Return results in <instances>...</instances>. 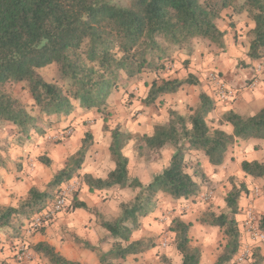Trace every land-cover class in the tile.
Instances as JSON below:
<instances>
[{"label": "trees", "instance_id": "obj_1", "mask_svg": "<svg viewBox=\"0 0 264 264\" xmlns=\"http://www.w3.org/2000/svg\"><path fill=\"white\" fill-rule=\"evenodd\" d=\"M228 7L238 13L246 12L255 24L248 57L255 60L264 56V0H132L127 5L116 0H0V126L10 122L28 137L31 130L42 132L37 118L6 92L7 84L27 82L34 105L48 116H69L76 102L86 110L106 112L113 90L125 82L123 74L130 79L144 72L155 75L144 99L146 105L155 104L161 96L177 93L186 85H199L200 79L194 73L181 79L164 78L160 73L172 62L171 52L185 46L191 48L194 39H207L225 48L227 31L218 26L217 20ZM54 63L59 67V77L50 82L38 69ZM199 100L190 115L174 112L168 124L158 125L153 134L141 137L140 147L160 150L169 145L174 150L168 165L148 184L130 176L124 148L132 139L131 133H125L120 126L104 127L110 132L109 152L115 167L106 177L84 174V183L90 190L119 187L140 191L133 201L120 204L121 214L116 219L98 215L101 226L113 239L107 251L83 242L86 248L97 252L98 264H121L119 260L155 247L151 238L132 240V235L140 227L141 217L155 211L159 194L175 200L199 194L201 185L195 177L205 179L206 173L199 167L194 174L189 172L187 150L203 152L209 163L218 168L225 164L227 153L236 142L264 139V107L250 116L226 111L220 124L232 125L233 131L227 132L220 127L212 129L208 123L209 114L216 108L214 99L202 90ZM92 144L93 135L87 131L80 148L53 176L47 189L32 186L19 207L0 204V231L15 226L16 220L31 221L47 207L52 191L78 174ZM39 161L51 164L46 156ZM3 166L0 154V169ZM241 170L246 176L264 179V160L244 159ZM248 191L244 183L232 182L226 196L231 213L208 210L201 217L202 223L221 228L228 239L214 264L229 263L240 249L236 215L239 199ZM70 206L89 210L86 202L77 199ZM258 226L264 231V213ZM169 229L182 255L180 264H201L202 249L192 244L190 223L175 217ZM32 249L50 264H83L67 258L48 241H40ZM249 264H264L259 248Z\"/></svg>", "mask_w": 264, "mask_h": 264}, {"label": "rangeland", "instance_id": "obj_2", "mask_svg": "<svg viewBox=\"0 0 264 264\" xmlns=\"http://www.w3.org/2000/svg\"><path fill=\"white\" fill-rule=\"evenodd\" d=\"M116 1L127 5L132 0ZM251 39L252 34L248 23L245 38L241 39L236 31L235 35L232 33L231 37L225 38V48L212 44L207 39H194L191 48L185 46L171 52L173 60L160 75L164 78L181 79L194 70L199 78L207 81L208 72L213 69L214 72L225 77L226 82L233 87L235 85L229 83V75L219 70L218 65H223L230 73L237 68H249L251 64L248 63V49ZM222 58H227V62H224ZM262 58L264 56L258 60ZM38 73L47 81L52 82L59 77V67L54 63L38 69ZM154 76L153 73L144 72L130 79L123 74L125 82H120L118 89L113 90L106 112L97 109L86 110L76 102L69 116H48L41 113L34 105L27 82L5 86L6 92L16 98L37 118V123L42 129V132L31 130L28 137L26 134L19 133L16 126L10 122H3L0 126V154L7 164V172L15 173L14 179H12L13 173L11 174L10 181L13 180L20 187L14 191L17 194L12 193L8 196L11 199L10 206L19 207L27 198L32 186L42 190L47 189L53 176L80 148L87 131L93 135V144L78 174L52 191L53 198L50 202L55 199L61 187H67L70 203L68 207L53 213L47 219L44 217L41 225H36L33 219L31 221L22 219L16 220L15 226L0 231V264H50L45 257L32 250V245L39 241L40 236L49 235L48 229L54 223L51 220L57 219L60 213H63L68 220L65 225L60 224L59 227L53 228L51 238L56 244L65 246L68 252L66 257L73 259V253L76 250L75 255L79 254L82 258L81 252H87L81 243H88L92 239L99 240L101 250H106L104 249L106 246L110 247L109 238L101 234L98 215L109 220L116 219L121 214L120 204L133 201L140 189L115 187L99 191L90 190L84 183L86 173L95 177H106L112 170L114 161L109 152L111 137L110 132L104 131V127L106 125L108 127L120 126L125 133H131L132 139L124 148V153L129 158V173L132 178H139L144 184H148L168 165L174 150L169 145L160 150L140 147L141 137L145 134H153L158 125L168 124L174 112L180 115L184 113L182 116L186 117L192 109L199 105V93L205 87V82L202 87L200 85L187 86L177 93L161 96L155 104L146 105L144 99ZM250 80L249 77L246 82H251ZM237 87L240 88V86ZM235 89L238 91V98L240 89ZM259 108L260 106L255 112ZM208 123L212 129L220 124L216 118H209ZM243 153L244 151L239 149V144L236 142L227 153L228 163L214 168L207 164V157L203 152L187 150L185 158L189 172L194 174L197 167L207 171L205 179L195 177L201 185V191L197 196L179 200L162 193L159 194L155 211L146 217H141L140 227L132 235V240L151 238L155 242V247L144 253L119 260V262L121 264H180L182 255L175 246L174 234L169 226L175 217H181L191 225L192 244L202 249L201 264H214L228 239L221 228L202 223L201 217L208 210L217 214L231 213L226 206V196L232 187V182L244 183L249 191L243 193L239 199L240 209L236 215L241 233V246L233 260L227 264H249L257 248L264 255V245L255 239L248 225L250 221L254 225L258 224L260 215L264 213V208L257 206L262 196L253 194V188L256 185L264 189V184L260 180L250 182L246 180L248 176L241 170V161L248 159L250 155ZM42 156L48 157L51 164L40 162L39 158ZM89 169L94 172H87ZM1 184L2 182L0 186L3 185ZM75 199L86 201L90 206V213H86L87 216L82 220L79 218L83 227L75 226V211L70 206L74 204ZM74 229L85 233L84 236L79 235ZM88 253L98 259L97 252ZM88 261H90L89 264H94L93 260L88 259Z\"/></svg>", "mask_w": 264, "mask_h": 264}, {"label": "crops", "instance_id": "obj_3", "mask_svg": "<svg viewBox=\"0 0 264 264\" xmlns=\"http://www.w3.org/2000/svg\"><path fill=\"white\" fill-rule=\"evenodd\" d=\"M247 23H248L249 30H252L254 28V27H251V25L254 24L253 20L248 17L246 12H242V13L235 12L233 7H228L226 9H224L221 13L220 18L217 20L218 26L222 30L227 31V35L225 38L231 37L232 33L235 35L236 31H237L238 34L240 35V38L244 39L245 38V32L247 30ZM246 57H247V55H246ZM223 61L227 62V58L223 59ZM248 63L251 64V66L249 68H237L234 70L233 73H230L229 70L226 69L223 65L222 66L218 65L219 70L224 71L225 74L229 75V78H228L229 83L235 85V86H233L234 88L240 89L239 97L236 100H234L233 102H228V103L220 102L216 98L214 87L212 86L209 78L207 77V79H208L207 81L203 80L202 78H199L200 79L199 85L201 87L203 86L202 84L205 82V87L202 88V90L205 91L207 94H209L214 99V101L216 103V108L209 114L208 119L209 118L210 119L216 118L217 122L220 123V120L222 119V116L226 111L233 110L236 113H239L241 115L250 116V115H253L257 112V111L255 112V110L259 106H260L259 110L264 107V106H261V105H264V67H262L261 69H258V67H259V60L258 59L252 60L251 58L248 57ZM210 72H214V70L211 69V71L208 72V76H209ZM191 73L196 74V72L194 70H191ZM249 77L251 78V80L256 77V79L258 81V84L256 87L249 88L247 86L250 83V82H246V80H249ZM223 78L225 79V77H223ZM187 86H192V85H186V86H184V88ZM237 86H240V88H238ZM181 90H183V88ZM175 108L178 109L180 107H175ZM216 127H220L222 129L226 130L227 132L233 131L232 125H230L228 123L217 124ZM238 144H239L240 150H243L244 153L250 155V157H248L247 160L263 161V159H264V139H252V140H248V141H239ZM165 147H163V148H165ZM206 160H207L206 161L207 164H209V166L212 167V165L209 163L208 159H206ZM225 163H228V162L226 161ZM114 167H115V163L113 162L112 170L114 169ZM6 169H8L7 164L4 162V166L0 169V175L2 177V184L4 185L3 188H2V186H3L2 184H1L2 186H0V204L5 205V206H10L11 205V199L8 196H10V194H12V193L17 194L14 191H17L20 187L18 186V184L13 182V180L10 181L11 174L13 172L11 174H9ZM91 171H93V170L89 169L87 172H91ZM204 172L206 173L207 171H204ZM213 172H215V171H213ZM14 174L15 173H13V175H12V179H14V177H15ZM246 180H249V182L252 180H254V181L260 180L264 184L263 178H254V177L248 176L246 178ZM256 186H258V185H256ZM113 188H115V187H113ZM12 189H13V191H12ZM260 200L261 201L257 202V206L259 208H264V196L260 197ZM5 201H7V203H5ZM84 202H86V201H84ZM86 204L89 206V204L87 202H86ZM74 211H75V213H74L75 214V226L83 227L82 223L80 224V220H82L85 216H87L85 214L88 213L89 210L77 208ZM79 218H80V220H79ZM67 220H68V218H65L63 216V213L58 214L57 219L54 218L51 220V222H54V223H52L51 227L48 229L49 235L40 236L38 238L39 239L38 242L48 241L49 243L53 244L57 248V250H59L63 255H66V254L68 255V252L66 251L65 246H62L61 244H59V245L56 244L54 242V240L51 238L52 237L51 234L53 233V228L56 226L59 227L60 224L65 225ZM95 220H96V218H95ZM107 220H109V219H107ZM83 225H85V223ZM74 230L77 231L76 229H74ZM101 230H102V233H101L102 236H104L105 238H109L108 241H111L110 244H112L113 239L110 238L109 232L105 228H103L102 226H101ZM77 232L79 235H82V236H84V234H85V233H81L79 231H77ZM80 240H82V239H80ZM98 242H99V240H96V239H92V241H88V243H90L91 245L99 247ZM81 244H82V246H84V243H81ZM261 245H264V244L261 243ZM110 247H111V245H110ZM110 247L107 248V246H106L104 248L106 250H103V249L102 250L107 251V250H109ZM84 250H86L85 252H87V253L81 252V254H83L82 258H80L79 254L75 255V253H76V250H75L73 253V259L72 260H78V261L82 262L83 264H89L90 261H88V259H91V260H93L94 264H98V259L95 258L91 253H88V252H94V251H92L91 249H88L86 247H84ZM77 251H78V249H77ZM84 258L85 259L87 258V259L85 260Z\"/></svg>", "mask_w": 264, "mask_h": 264}, {"label": "built area", "instance_id": "obj_4", "mask_svg": "<svg viewBox=\"0 0 264 264\" xmlns=\"http://www.w3.org/2000/svg\"><path fill=\"white\" fill-rule=\"evenodd\" d=\"M258 67V66H257ZM264 67V58L259 60V67L258 69H261ZM212 86L214 87V91L216 94V98L220 102H232L234 99L237 98L238 91L231 87L226 80L217 72H210L208 76ZM258 84V81L255 78L251 80V82L247 85L249 88H254ZM68 189L67 187H61L60 191L56 195L55 199L48 204L47 207H45L41 212L36 214L33 218V221L36 225H41L42 219L45 217V219L49 218L53 213L59 212L66 207L69 206L68 201ZM253 194L256 196H263L264 195V189L255 186L253 188ZM251 215V212H250ZM47 221V220H45ZM250 227V231L253 232V236H255V239H257L260 243L264 244V231L259 229L258 224H253L251 221L248 223Z\"/></svg>", "mask_w": 264, "mask_h": 264}, {"label": "clouds", "instance_id": "obj_5", "mask_svg": "<svg viewBox=\"0 0 264 264\" xmlns=\"http://www.w3.org/2000/svg\"><path fill=\"white\" fill-rule=\"evenodd\" d=\"M251 27H255V25H251ZM191 113H188V115H190ZM181 115H184V113H181ZM189 128H191V124L188 125ZM5 203H7V201H5Z\"/></svg>", "mask_w": 264, "mask_h": 264}]
</instances>
